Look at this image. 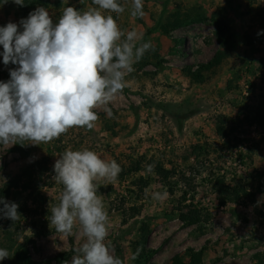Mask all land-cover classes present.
Masks as SVG:
<instances>
[{
	"label": "rangeland",
	"instance_id": "obj_1",
	"mask_svg": "<svg viewBox=\"0 0 264 264\" xmlns=\"http://www.w3.org/2000/svg\"><path fill=\"white\" fill-rule=\"evenodd\" d=\"M118 2L125 11L110 14L120 28L152 49L125 76L112 116L96 109L92 130L0 144V197L20 214L0 219V248L9 251L0 264H65L83 243L78 224L65 236L48 219L62 191L53 165L69 148L122 168L115 182L97 184L105 242L123 264H264V0H143V17L131 15L132 0ZM41 6L54 22L67 6L93 7L0 0V26ZM15 67L0 55V81ZM165 190V200L152 199Z\"/></svg>",
	"mask_w": 264,
	"mask_h": 264
},
{
	"label": "clouds",
	"instance_id": "obj_2",
	"mask_svg": "<svg viewBox=\"0 0 264 264\" xmlns=\"http://www.w3.org/2000/svg\"><path fill=\"white\" fill-rule=\"evenodd\" d=\"M13 2L24 5V0ZM92 5L87 10L67 6L58 22L41 6L18 23L0 26L2 62L17 66L9 69L8 81H0V144L49 143L73 128L92 130L98 108L112 116L109 103L122 93L125 76L152 44L141 42L136 31L120 28L110 14L125 11L118 0H92ZM143 7V0H132L131 15L143 17ZM154 168L149 164L146 172ZM121 171L116 160L107 161L88 148L66 149L56 159L53 179L62 191L50 209V227L71 236L78 224L84 238L65 264H123L105 242L109 215L97 184L115 182ZM167 196L165 190L152 199ZM0 205V219H19L17 203L0 197ZM8 257L9 251L0 248V261Z\"/></svg>",
	"mask_w": 264,
	"mask_h": 264
},
{
	"label": "trees",
	"instance_id": "obj_3",
	"mask_svg": "<svg viewBox=\"0 0 264 264\" xmlns=\"http://www.w3.org/2000/svg\"><path fill=\"white\" fill-rule=\"evenodd\" d=\"M227 135H228V133H227ZM260 191L263 192L264 190L261 189ZM72 255H75V251L74 250H72L69 253H67L64 257L68 258V257H71Z\"/></svg>",
	"mask_w": 264,
	"mask_h": 264
}]
</instances>
